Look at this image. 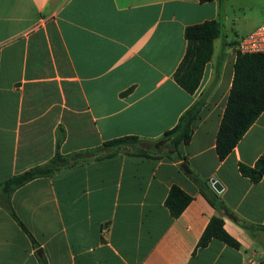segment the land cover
I'll return each mask as SVG.
<instances>
[{"label":"crops","instance_id":"crops-1","mask_svg":"<svg viewBox=\"0 0 264 264\" xmlns=\"http://www.w3.org/2000/svg\"><path fill=\"white\" fill-rule=\"evenodd\" d=\"M221 7L0 0V184L57 156L68 162L16 188L12 214L0 193V264H264V173L254 183L239 171L264 156V110L224 159L215 152L234 46L247 34H219L193 94L173 78L184 28L219 22ZM199 99L180 159L151 145ZM124 136L143 140L146 155L104 156L103 143ZM184 165L247 229L209 205ZM173 186L191 197L177 218L164 204ZM212 217L238 248L197 247Z\"/></svg>","mask_w":264,"mask_h":264},{"label":"trees","instance_id":"trees-1","mask_svg":"<svg viewBox=\"0 0 264 264\" xmlns=\"http://www.w3.org/2000/svg\"><path fill=\"white\" fill-rule=\"evenodd\" d=\"M220 0H198L206 3ZM220 34V23L216 20L204 21L200 24L189 25L184 28L183 36L186 48L181 62L173 74L174 81L188 94H193L201 81L204 67L210 61L213 53V42ZM203 99H199L190 106L178 119L176 125L165 131L161 138L151 144L175 154L174 159H180L178 146L188 143L192 134V123L197 118ZM264 110V54H236L233 64V75L229 94L225 104L215 140V152L220 160L224 159L242 138L246 130ZM144 143L138 137L124 136L103 143L104 156H110L119 151H133L134 154L146 155ZM66 163L59 156L44 166L29 169L19 175L13 176L0 184V193L4 194V207L10 210L9 196L18 187L29 181L48 177L57 172ZM186 175L194 181L211 207L223 211L242 228V224L213 192H205V183L194 175L187 166H182ZM240 173L252 182L260 180L264 173V156L260 157L252 168L239 165ZM191 197L178 187H171L165 206L173 218H177L190 203ZM12 214V213H11ZM211 239L221 241L232 248L239 244L223 228L220 217H212L202 232L197 247H205Z\"/></svg>","mask_w":264,"mask_h":264},{"label":"rangeland","instance_id":"rangeland-1","mask_svg":"<svg viewBox=\"0 0 264 264\" xmlns=\"http://www.w3.org/2000/svg\"><path fill=\"white\" fill-rule=\"evenodd\" d=\"M220 34L230 42L250 33L264 21V0H220ZM221 10V11H222ZM216 51V48H215Z\"/></svg>","mask_w":264,"mask_h":264},{"label":"built area","instance_id":"built-area-1","mask_svg":"<svg viewBox=\"0 0 264 264\" xmlns=\"http://www.w3.org/2000/svg\"><path fill=\"white\" fill-rule=\"evenodd\" d=\"M235 54H264V21L234 46Z\"/></svg>","mask_w":264,"mask_h":264},{"label":"water","instance_id":"water-1","mask_svg":"<svg viewBox=\"0 0 264 264\" xmlns=\"http://www.w3.org/2000/svg\"><path fill=\"white\" fill-rule=\"evenodd\" d=\"M211 184L213 185V188L216 190V191H218V185L215 183V181L214 180H211Z\"/></svg>","mask_w":264,"mask_h":264}]
</instances>
